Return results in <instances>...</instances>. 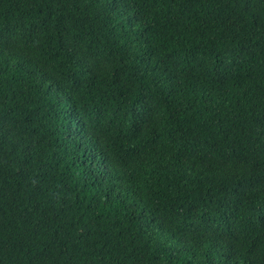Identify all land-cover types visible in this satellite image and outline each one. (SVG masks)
Instances as JSON below:
<instances>
[{
    "label": "trees",
    "instance_id": "obj_1",
    "mask_svg": "<svg viewBox=\"0 0 264 264\" xmlns=\"http://www.w3.org/2000/svg\"><path fill=\"white\" fill-rule=\"evenodd\" d=\"M0 264H264V0H0Z\"/></svg>",
    "mask_w": 264,
    "mask_h": 264
}]
</instances>
